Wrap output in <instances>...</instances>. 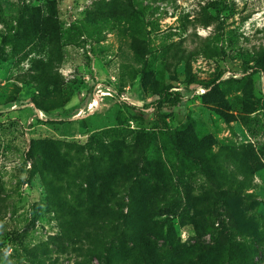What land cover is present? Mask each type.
I'll list each match as a JSON object with an SVG mask.
<instances>
[{"label":"rangeland","instance_id":"obj_1","mask_svg":"<svg viewBox=\"0 0 264 264\" xmlns=\"http://www.w3.org/2000/svg\"><path fill=\"white\" fill-rule=\"evenodd\" d=\"M128 1L0 0V264H264V0H134L119 15ZM40 15L60 41L34 35ZM49 45L62 63L42 85ZM160 87L185 103L156 115ZM189 130L214 163L183 155ZM141 237L146 262L130 258Z\"/></svg>","mask_w":264,"mask_h":264},{"label":"trees","instance_id":"obj_2","mask_svg":"<svg viewBox=\"0 0 264 264\" xmlns=\"http://www.w3.org/2000/svg\"><path fill=\"white\" fill-rule=\"evenodd\" d=\"M20 2H24V0H19ZM136 5L134 4V0L128 1L126 4L123 5L122 8H118L119 15H125L126 12H133L136 9ZM141 12L140 10H137V13ZM38 19L33 20L32 28L35 29L34 35L37 36L38 33L41 31L43 34H50L57 38L58 41H60V35L56 23L54 22V19L52 16H46V15H40L37 17ZM111 18L116 19L117 15L112 14ZM123 30V29H122ZM57 45H49V59L46 63L42 65V68L39 69L41 71V75L36 79L40 84L42 85H49L50 83H57L56 81V65H60L62 63V53L57 52ZM53 49L51 52L50 50ZM131 50L135 54L136 58L139 59V61H142L145 59L146 56H148V52L146 51V48H143L140 41L136 38H134V43L132 44ZM58 55V56H56ZM256 73H260L264 76V61H260L256 68ZM143 75V87L145 90L149 91V89L152 87L150 79L147 75ZM60 94H58L59 97ZM153 95L156 97V100L152 103H150L147 106V109H151L154 111L156 115H160L163 112L167 111H173L175 108L180 107L185 103V98L181 91L170 88V87H160L158 90H156ZM69 101H65L64 103H57L59 104L56 106V104H50L47 105H39L38 102H34L38 106L39 111H43L45 113H49L50 110L54 108H63L66 103ZM13 101L4 100V104L11 103ZM124 104L127 106L128 104L124 102ZM177 146H180V149L183 153V155L189 160L196 162L198 164L202 165H208L210 163H214L216 161L217 156L213 155V147L208 144L206 145V140H199L196 137V133L194 130L189 131H182L177 134ZM51 159H49L48 163L53 168L56 167L55 162L57 161L56 158H54V155L51 154ZM250 163V162H249ZM251 164V163H250ZM243 165L245 169H247L248 161H244ZM253 174L252 171H246V181L250 182V175ZM96 216V225H98L99 220L102 219V215H104V209H102L99 212L94 213ZM95 225V226H96ZM155 237L162 240H168L170 238L171 232L167 230L166 234H164L161 231L154 232ZM247 239V236H244V240ZM248 241V240H245ZM155 249L154 245L150 244L145 238L141 237L136 240V242L133 245V252L130 256L131 259H139L142 262L148 261L149 257H153L152 255H155Z\"/></svg>","mask_w":264,"mask_h":264}]
</instances>
